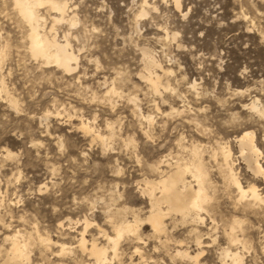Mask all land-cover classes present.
Returning <instances> with one entry per match:
<instances>
[{
  "label": "rangeland",
  "instance_id": "rangeland-1",
  "mask_svg": "<svg viewBox=\"0 0 264 264\" xmlns=\"http://www.w3.org/2000/svg\"><path fill=\"white\" fill-rule=\"evenodd\" d=\"M144 1L69 0L76 24L54 27L60 40L68 35L78 65L64 72L31 56L26 22L13 0H0V48L7 52L0 90L3 80L17 102L0 92V264L9 262L6 238L18 229L31 242L29 264L93 263L79 246L85 218V237L104 245L101 230L113 235L111 220L135 217L141 240L124 235L106 264H194L178 250L222 264L227 249L239 251L242 264H264V206L238 201L219 154L221 145L231 147L241 182L264 193L237 139L253 131L264 166V0H179V9L174 0H148L143 8ZM38 11L51 27L54 10ZM145 50L165 69L153 68L159 92L150 85ZM192 145L204 155L210 212L203 222L166 215V232L156 233L141 187L171 171L168 162L190 158ZM37 230L64 242L65 252L55 255L56 245L45 252ZM232 231L242 243L231 242Z\"/></svg>",
  "mask_w": 264,
  "mask_h": 264
},
{
  "label": "bare ground",
  "instance_id": "bare-ground-1",
  "mask_svg": "<svg viewBox=\"0 0 264 264\" xmlns=\"http://www.w3.org/2000/svg\"><path fill=\"white\" fill-rule=\"evenodd\" d=\"M174 1L176 7L179 9V0ZM13 3L15 9L18 11V13L28 26L27 37L29 52L31 53V56L35 59H40L42 64L44 63L45 65H55L57 68L62 69L64 72H70L74 70L76 68V65H78V54H76L71 48L70 42L68 40V35L65 34L64 39L60 40L57 36L58 32L54 27L56 22H60L62 20L68 21L71 25L76 24V19L73 17L74 15L70 16L71 14L69 15L68 12L70 10L69 0H13ZM42 5H49L50 9L54 10L53 12H55L56 14L52 18L54 24L51 27L47 26L48 24H46V18L43 17V15H41L38 11L39 6ZM148 5V0H145L143 2V8ZM5 48L6 45H3L0 48V68H2V62L7 55ZM143 54L145 57V61H147V67L149 69L148 79L150 85L155 92H159L163 87V83L161 82V75L157 72L158 70L156 71L154 69L161 68L163 71H165V69L147 50H145ZM111 91L113 92V89ZM0 92H5L7 94V99H9V101L13 105H15V107L17 106L16 100L8 93L7 87L5 86L3 80ZM251 105L252 108H257L255 101H253ZM57 113H59V111H57ZM140 115L144 120H151L150 115L146 116L143 112H141ZM82 127L87 132L93 133L96 138L102 140L105 144L108 143L109 138L105 136L101 131L94 130V127L92 128V125L89 121H83ZM254 134L255 133L253 131H243V133L239 135L237 139L240 143L241 155L243 159L247 161L249 168L253 171V174L256 176H261L264 182V166L260 161L262 152L257 145L256 140L254 139ZM191 149L192 150L190 158H178L175 161V164L168 162L167 165L172 168L171 171L161 170L160 177H158L157 179H145L144 186L141 187L143 194H145L150 200L149 202L151 205V210L148 220L151 222L153 230L156 233L161 234L166 232V224L164 222V218L166 217V215L179 213L184 218L194 217L203 222L205 218L202 216V213L210 212L208 204L211 197L208 193V188L206 185L208 170L206 171L202 166L204 155H202L199 147L196 145ZM10 154L11 152L7 151L6 155ZM219 154L221 155L223 160L226 179L238 192V201L244 202L245 206L250 208L264 206V193H261L254 183L244 185L243 182H241V180L239 179L238 173L235 169V162L233 160V151L231 147L226 144L221 145L219 147ZM189 175H191L196 181L197 188L191 183V181L188 180ZM139 222L140 220L137 217H135L133 220H129L126 218L119 221L111 220L114 234L109 235L105 230H101V235L105 238L107 244L100 245L97 242L98 238L96 239V237H94L93 240L90 241L85 237V232L88 225L90 224L88 219L85 218L83 222L85 224V227L81 232L79 246L81 247L83 253L87 254L91 259L94 260V262L90 264H106V262L109 261V251L112 252L111 259L113 257H117V255L119 254V241L124 235H131L134 237L136 236L138 240H141V237L139 236V227L141 224ZM59 225L63 228V221H61ZM236 227V225H232L231 228L235 229ZM26 235L18 229V231H16L15 233L7 236L6 239L10 243V248L7 253V260H9V262L7 261V264H10L11 261L15 262L16 264H29V257H31L29 256V253L31 251H29L31 242L26 237ZM229 237L231 242L242 243V239L239 238L233 231L229 233ZM39 238L40 243L46 248L44 249V251L51 249L52 246L56 245L60 247V251L55 255L59 256L66 250L64 242L59 243L60 241H54L49 236L44 237L40 233ZM198 243L201 244V241H198ZM136 252H139V248H136L135 253ZM201 253L202 252L200 251L195 255H191L187 250H178L179 255L188 257L193 261L194 264H203L199 262L200 260H198ZM239 253V251H232L230 249L224 250L221 253V258L223 261L222 264L225 263L223 260L224 258H228L230 261L229 263L226 262V264H242V257ZM111 259L110 261H112Z\"/></svg>",
  "mask_w": 264,
  "mask_h": 264
}]
</instances>
